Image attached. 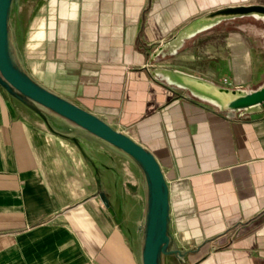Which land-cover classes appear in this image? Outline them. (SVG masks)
<instances>
[{"label": "crops", "instance_id": "1", "mask_svg": "<svg viewBox=\"0 0 264 264\" xmlns=\"http://www.w3.org/2000/svg\"><path fill=\"white\" fill-rule=\"evenodd\" d=\"M254 3L264 0H68L52 60L30 76L154 157L166 184L172 253L162 264H264V219L238 235L264 214V114L232 118L148 71L154 50L190 20ZM11 14L12 2L8 24ZM242 22L255 25L264 43L260 22H225L154 65L222 86L218 65L206 78L167 61ZM225 46L226 79L236 88L264 82V45L229 38ZM37 108L0 80V264H142L141 223L123 217L115 157L86 130Z\"/></svg>", "mask_w": 264, "mask_h": 264}, {"label": "water", "instance_id": "2", "mask_svg": "<svg viewBox=\"0 0 264 264\" xmlns=\"http://www.w3.org/2000/svg\"><path fill=\"white\" fill-rule=\"evenodd\" d=\"M12 0H0V80L12 93L39 113L37 106L46 108L86 130L99 140L115 146L131 156L143 169L150 194L143 233L142 264H159L160 257L172 254L166 250L168 244L167 190L162 172L154 159L142 146L126 135L112 129L91 114L57 98L37 86L30 78L17 71L10 58L8 15ZM252 19L264 26V4L235 5L218 8L202 14L182 26L168 40L162 42L151 54L148 61L150 75L173 89L186 92L193 99L216 108L220 113L232 118L248 116L255 120L264 114V82L250 88H226L210 80L172 68L156 66L160 58L174 57L187 41L209 31L225 22ZM106 205V198L103 196ZM264 214L253 220L247 227L239 230L238 235L254 228ZM230 234L218 247L226 244Z\"/></svg>", "mask_w": 264, "mask_h": 264}, {"label": "rangeland", "instance_id": "3", "mask_svg": "<svg viewBox=\"0 0 264 264\" xmlns=\"http://www.w3.org/2000/svg\"><path fill=\"white\" fill-rule=\"evenodd\" d=\"M68 0H12V14L9 24V44L16 58H10L13 67L22 75L31 78L34 71L42 64L52 60L54 44L57 41L58 28L66 20V3ZM256 24V23H255ZM259 25V24H258ZM53 27L54 34L49 36ZM230 32L213 31L208 37H203L192 43L190 48L179 57L167 61L170 65L210 78L218 65L220 72L217 79L227 78L225 72L226 57L228 56L226 40L240 39L253 49L264 45L258 34H253L255 25L251 23H236L222 25ZM56 36V38H55ZM258 46V47H255ZM222 48V51H217ZM217 54H220L218 57ZM232 54V53H230ZM215 79V80H217ZM210 80V79H209ZM107 148V154L115 157L114 165L120 172L122 186L123 217L127 222L141 223V239L144 233L147 212L150 206L149 186L142 167L121 149L99 140ZM160 257V264L161 263Z\"/></svg>", "mask_w": 264, "mask_h": 264}, {"label": "built area", "instance_id": "4", "mask_svg": "<svg viewBox=\"0 0 264 264\" xmlns=\"http://www.w3.org/2000/svg\"><path fill=\"white\" fill-rule=\"evenodd\" d=\"M220 84L223 86V87H226V88H236L235 84L232 82V81H229L228 79L226 78H223L220 82Z\"/></svg>", "mask_w": 264, "mask_h": 264}, {"label": "trees", "instance_id": "5", "mask_svg": "<svg viewBox=\"0 0 264 264\" xmlns=\"http://www.w3.org/2000/svg\"><path fill=\"white\" fill-rule=\"evenodd\" d=\"M248 20L260 25L259 22H255V21H253L252 19H241V20H236V22L248 21Z\"/></svg>", "mask_w": 264, "mask_h": 264}, {"label": "bare ground", "instance_id": "6", "mask_svg": "<svg viewBox=\"0 0 264 264\" xmlns=\"http://www.w3.org/2000/svg\"><path fill=\"white\" fill-rule=\"evenodd\" d=\"M9 49H10V52L12 53L13 60H15L16 56H15V54L13 53V48L9 46Z\"/></svg>", "mask_w": 264, "mask_h": 264}]
</instances>
